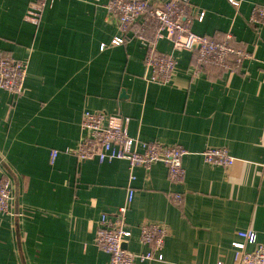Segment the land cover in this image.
I'll list each match as a JSON object with an SVG mask.
<instances>
[{
	"label": "crops",
	"instance_id": "crops-1",
	"mask_svg": "<svg viewBox=\"0 0 264 264\" xmlns=\"http://www.w3.org/2000/svg\"><path fill=\"white\" fill-rule=\"evenodd\" d=\"M108 1L57 0L34 25L25 20L30 0H0V51L29 60L16 104L0 90V176L13 186V215L0 214V264L109 263L94 239L102 215L126 205L130 170L123 160L79 163L65 152L84 136L86 111L121 117L132 138L187 151L180 184L169 182L163 163L134 169L132 235L123 248L150 250L139 225L164 223L169 231L163 260L136 264H239L234 244L254 246L238 233L253 231L264 244V24L248 22L264 0H189L194 33L219 41L230 33L252 58L236 72H196L193 54L162 38L156 50L177 61L168 85L149 81L140 40L109 46L122 35ZM207 149L237 160L207 164ZM171 193L182 195L180 205Z\"/></svg>",
	"mask_w": 264,
	"mask_h": 264
},
{
	"label": "built area",
	"instance_id": "built-area-1",
	"mask_svg": "<svg viewBox=\"0 0 264 264\" xmlns=\"http://www.w3.org/2000/svg\"><path fill=\"white\" fill-rule=\"evenodd\" d=\"M57 0H33L25 16L31 24L39 25L45 9ZM234 5L240 2L230 0ZM153 4L149 0H109L106 10L114 19L122 37H116L109 46L124 43V36L131 34L141 41L146 53L144 64L150 71L149 81L163 85L172 82L177 66L173 55L161 54L156 50L158 41L168 39L176 51H188L195 55L196 72L208 66H215L224 72L241 70L245 61L252 58L246 50L235 44L229 33L223 40H215L193 32L194 17L191 15L192 4L189 0H159ZM204 13L198 15L202 20ZM139 22V23H138ZM248 22L254 27L264 24V7L254 5ZM107 45H102L105 49ZM29 60H18L0 52V90L7 92L12 100L24 94L25 81L28 76ZM13 100V101H14ZM84 136L75 149L65 152L74 156L79 163L98 160L100 163L115 160L126 161L129 165V183L126 205L109 218L102 215L94 239L97 248L109 256L108 264H136L137 261H162V250L168 236L164 223L139 225L140 241L150 247L145 254H134L123 248L127 238L132 235V227L127 223L128 206L133 203L135 189L132 186L136 177L134 169H149L155 163H163L168 170L171 184H180L186 176L183 157L187 151L179 145H164L158 142L142 141L132 138L124 127L123 119L103 112L86 111L81 118ZM58 151L51 153L53 162ZM204 162L210 165L231 167L236 158L224 149H207L202 153ZM264 170V161L261 164ZM172 203L180 205L182 195L171 193ZM13 186L10 178L0 176V214L13 215ZM238 236L254 246L251 252L245 251V245L234 244L239 264H264V244L257 241L253 231L240 232Z\"/></svg>",
	"mask_w": 264,
	"mask_h": 264
},
{
	"label": "trees",
	"instance_id": "trees-1",
	"mask_svg": "<svg viewBox=\"0 0 264 264\" xmlns=\"http://www.w3.org/2000/svg\"><path fill=\"white\" fill-rule=\"evenodd\" d=\"M33 0H30V3L32 2ZM30 5V4H29ZM130 39H135V38H133V36L132 35H125L124 36V43H123V45L124 44H126ZM0 52H2V53H4L3 51H0ZM4 54H6V53H4ZM6 55H9V54H6ZM9 56H11V55H9ZM14 58V57H13ZM144 58H145V56H144ZM15 59V58H14ZM193 63H195V55L193 54ZM209 67V69H211V68H217V67H215V66H208ZM206 69H208L207 67H206ZM219 69V68H218ZM221 70V69H220ZM222 71V73L224 72L223 70H221ZM20 99V98H19ZM19 99H16V100H12V103H13V105H15L16 104V102L19 100Z\"/></svg>",
	"mask_w": 264,
	"mask_h": 264
},
{
	"label": "water",
	"instance_id": "water-1",
	"mask_svg": "<svg viewBox=\"0 0 264 264\" xmlns=\"http://www.w3.org/2000/svg\"><path fill=\"white\" fill-rule=\"evenodd\" d=\"M0 163H2V159H1V157H0ZM2 165L4 166V164L2 163ZM22 264H25V261H24V259H22Z\"/></svg>",
	"mask_w": 264,
	"mask_h": 264
}]
</instances>
